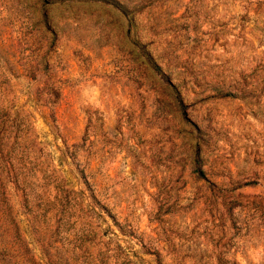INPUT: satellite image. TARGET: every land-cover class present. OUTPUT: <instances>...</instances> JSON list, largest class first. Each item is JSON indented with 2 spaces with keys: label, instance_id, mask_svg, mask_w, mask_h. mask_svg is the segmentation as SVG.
Listing matches in <instances>:
<instances>
[{
  "label": "rangeland",
  "instance_id": "374dc122",
  "mask_svg": "<svg viewBox=\"0 0 264 264\" xmlns=\"http://www.w3.org/2000/svg\"><path fill=\"white\" fill-rule=\"evenodd\" d=\"M0 264H264V0H0Z\"/></svg>",
  "mask_w": 264,
  "mask_h": 264
}]
</instances>
